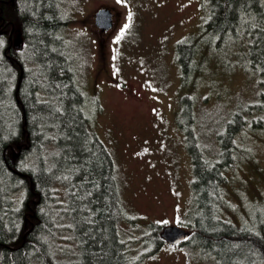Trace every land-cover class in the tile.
Returning a JSON list of instances; mask_svg holds the SVG:
<instances>
[{
  "label": "trees",
  "instance_id": "16d2710c",
  "mask_svg": "<svg viewBox=\"0 0 264 264\" xmlns=\"http://www.w3.org/2000/svg\"><path fill=\"white\" fill-rule=\"evenodd\" d=\"M206 5L217 50L231 45L245 24L258 34L247 60L264 75V0ZM67 21L61 0H0V264H142L166 245L163 227L150 225L141 255L121 237L120 225L130 219L113 156L93 132L62 34ZM176 49L182 76L192 78L197 43L180 42ZM183 101L193 217L179 246H195L212 264H264V220L251 230L222 216L226 174L240 156L236 138L246 121L234 114L206 148L192 101Z\"/></svg>",
  "mask_w": 264,
  "mask_h": 264
},
{
  "label": "rangeland",
  "instance_id": "374dc122",
  "mask_svg": "<svg viewBox=\"0 0 264 264\" xmlns=\"http://www.w3.org/2000/svg\"><path fill=\"white\" fill-rule=\"evenodd\" d=\"M102 8L115 20L103 37L94 26ZM61 10L68 19L62 34L88 99L93 132L116 165L130 219L121 223L120 234L135 255L146 251H139V243L146 242L151 224L191 232L193 172L180 126L186 97L206 148L216 144L234 114L246 121L236 138L240 156L226 174L222 216L255 229L264 220V75L250 66L247 54L258 34L248 33L245 24L229 36L231 45L217 50V34L206 27V0H61ZM193 41L199 68L184 78L176 46ZM98 67H104L101 75ZM142 264L212 262L195 246L166 244Z\"/></svg>",
  "mask_w": 264,
  "mask_h": 264
},
{
  "label": "water",
  "instance_id": "95a60500",
  "mask_svg": "<svg viewBox=\"0 0 264 264\" xmlns=\"http://www.w3.org/2000/svg\"><path fill=\"white\" fill-rule=\"evenodd\" d=\"M94 26L100 33H105L113 28L112 12L109 8H102L94 15ZM21 39L17 38L14 41V46L19 47ZM160 238L165 244L170 246H179L189 238L187 230L179 226L163 227L160 233Z\"/></svg>",
  "mask_w": 264,
  "mask_h": 264
},
{
  "label": "flooded vegetation",
  "instance_id": "af4514ba",
  "mask_svg": "<svg viewBox=\"0 0 264 264\" xmlns=\"http://www.w3.org/2000/svg\"><path fill=\"white\" fill-rule=\"evenodd\" d=\"M111 12H112V11H111ZM112 18H113V28H112L111 30L114 29V24H115V20H114V14H113V12H112ZM111 30H110V31H111ZM110 31L105 32V33H100V32H99V34H100L101 37H103L104 35H107ZM17 38H20L19 34H17L16 39H17ZM16 39H15V40H16ZM20 39H21V38H20ZM15 40H14V41H15ZM14 41H13V45H14ZM20 45H21V44H20ZM20 45H19V46H20ZM103 63H104V62H103ZM103 72H104V67H98V73H99V75H101ZM107 79H109L110 82L113 81L112 77H107ZM113 83H114V81H113Z\"/></svg>",
  "mask_w": 264,
  "mask_h": 264
}]
</instances>
